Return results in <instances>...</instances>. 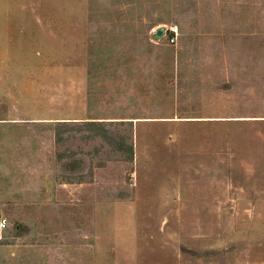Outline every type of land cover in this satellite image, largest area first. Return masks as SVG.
<instances>
[{
  "label": "rangeland",
  "instance_id": "rangeland-1",
  "mask_svg": "<svg viewBox=\"0 0 264 264\" xmlns=\"http://www.w3.org/2000/svg\"><path fill=\"white\" fill-rule=\"evenodd\" d=\"M2 219L0 264H264V0H0Z\"/></svg>",
  "mask_w": 264,
  "mask_h": 264
},
{
  "label": "trees",
  "instance_id": "trees-1",
  "mask_svg": "<svg viewBox=\"0 0 264 264\" xmlns=\"http://www.w3.org/2000/svg\"><path fill=\"white\" fill-rule=\"evenodd\" d=\"M118 123H124V121H104L98 119L92 120H82V121H71V120H59V122L55 125V132L57 135V141L62 140V134L73 131L87 129L88 132L92 133L95 137L99 138L102 142L106 143L109 147H111L115 154H123L124 157L121 160H125L127 162H133L134 160V149L133 145L127 143L125 138L116 135L112 130H110V126ZM132 123V122H130ZM103 165H98V167H102ZM75 178V177H73ZM72 177L68 179V182H71Z\"/></svg>",
  "mask_w": 264,
  "mask_h": 264
},
{
  "label": "built area",
  "instance_id": "built-area-1",
  "mask_svg": "<svg viewBox=\"0 0 264 264\" xmlns=\"http://www.w3.org/2000/svg\"><path fill=\"white\" fill-rule=\"evenodd\" d=\"M171 42H174V38H173V37L171 38ZM6 226H7V222H6V220H5V219H2V220L0 221V229L3 230V229L6 228Z\"/></svg>",
  "mask_w": 264,
  "mask_h": 264
},
{
  "label": "water",
  "instance_id": "water-1",
  "mask_svg": "<svg viewBox=\"0 0 264 264\" xmlns=\"http://www.w3.org/2000/svg\"><path fill=\"white\" fill-rule=\"evenodd\" d=\"M163 33H164L163 29H159L157 31V33L155 34V38H159V37L163 36Z\"/></svg>",
  "mask_w": 264,
  "mask_h": 264
},
{
  "label": "crops",
  "instance_id": "crops-1",
  "mask_svg": "<svg viewBox=\"0 0 264 264\" xmlns=\"http://www.w3.org/2000/svg\"><path fill=\"white\" fill-rule=\"evenodd\" d=\"M59 122V121H58Z\"/></svg>",
  "mask_w": 264,
  "mask_h": 264
}]
</instances>
